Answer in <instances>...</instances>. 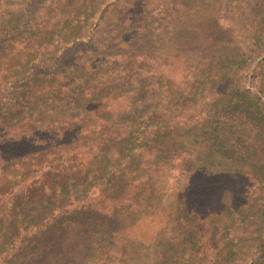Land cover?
Listing matches in <instances>:
<instances>
[{"label":"trees","instance_id":"16d2710c","mask_svg":"<svg viewBox=\"0 0 264 264\" xmlns=\"http://www.w3.org/2000/svg\"><path fill=\"white\" fill-rule=\"evenodd\" d=\"M47 2L62 0L0 18V56H16L0 118L32 109L11 141L38 146L0 176L27 193L28 157L60 147L55 204L33 227L18 217L0 264H264V0H86L50 51L32 46ZM224 218L230 250L207 254ZM27 241L42 249L25 258Z\"/></svg>","mask_w":264,"mask_h":264},{"label":"rangeland","instance_id":"374dc122","mask_svg":"<svg viewBox=\"0 0 264 264\" xmlns=\"http://www.w3.org/2000/svg\"><path fill=\"white\" fill-rule=\"evenodd\" d=\"M86 0H62L60 6H55L54 2H47L35 24V37L32 46H44L47 50H52L53 47L58 43L56 40V33L59 32L58 24L61 20L67 22L69 26L67 31H71L76 22H72L74 19H82V15H79L84 11L85 7L83 4ZM21 0H2L0 3V18L3 20L9 19L11 14L19 11ZM52 35H51V34ZM25 51V50H24ZM23 51V52H24ZM16 60V56L2 55L0 56V84L4 79L5 74H9L8 70L13 66ZM254 66V64H253ZM40 87L45 89L47 93V87L54 88L58 86L56 82H41ZM32 110V109H31ZM31 110H19V109H6L0 118V158H9V155H17L20 153H31L34 152V147L37 148L36 144L33 145L24 142L12 143V138H21L27 137L25 124L31 118ZM40 136L38 135L37 138ZM32 139H35L32 138ZM30 139V140H32ZM61 151V148L58 147L51 156H47V153H42L38 158L36 156L28 157V160H32L31 163V172L28 177L30 182V190L25 193L22 184L12 183L6 181L4 177L0 176V241L2 238L10 237L17 233L12 232V225L15 224V221L18 219L25 220L28 227H33V225L39 224L43 220L45 215V208H53L55 201L51 198L54 194L55 183L57 180V162L58 160H53L54 156H57ZM11 169V167H6ZM27 177V178H28ZM236 187V186H235ZM238 187L235 188L233 193V199H236ZM28 217V220L27 218ZM260 218H256L247 225L243 230L242 236L239 239L240 245L248 247L250 243L253 242L256 235L261 231V224L259 223ZM261 221V220H260ZM223 230V233H216L210 230L211 234L213 233L216 240L213 238L210 242L204 236L203 240V251L208 254V252L220 251L223 250L224 253H227L228 244L226 240V229L231 224L226 218L218 221V225ZM207 227H203L202 231L206 232ZM49 236L47 240L43 241V244L46 242L50 246L52 245L51 241L53 240L54 232L51 231L48 233ZM218 245L219 249L215 247V242ZM42 241H27L22 249H25L23 252L24 257H30L33 253H36L38 249H42V245H38ZM49 245L46 249H50ZM2 249V248H0ZM37 249V250H36ZM166 249H170L167 247ZM246 251L247 249H242ZM210 258V256H209ZM54 261L55 256L53 257ZM23 261V258H21ZM164 264H167L164 262ZM205 264H213V262H206Z\"/></svg>","mask_w":264,"mask_h":264}]
</instances>
